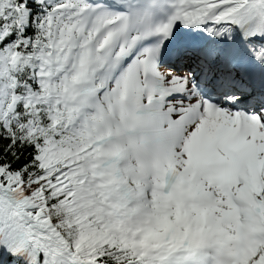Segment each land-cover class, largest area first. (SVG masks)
Here are the masks:
<instances>
[{"label": "snow or ice", "instance_id": "snow-or-ice-1", "mask_svg": "<svg viewBox=\"0 0 264 264\" xmlns=\"http://www.w3.org/2000/svg\"><path fill=\"white\" fill-rule=\"evenodd\" d=\"M0 264H264V0H0Z\"/></svg>", "mask_w": 264, "mask_h": 264}]
</instances>
